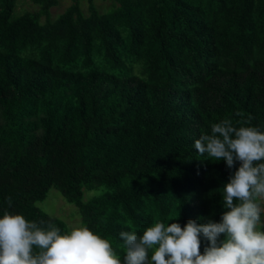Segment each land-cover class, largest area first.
Masks as SVG:
<instances>
[{
	"label": "trees",
	"instance_id": "1",
	"mask_svg": "<svg viewBox=\"0 0 264 264\" xmlns=\"http://www.w3.org/2000/svg\"><path fill=\"white\" fill-rule=\"evenodd\" d=\"M72 1L52 20L58 0H0V216L68 231L37 206L53 187L118 256L121 231L219 222L239 161L194 142L223 119L264 132V0Z\"/></svg>",
	"mask_w": 264,
	"mask_h": 264
},
{
	"label": "clouds",
	"instance_id": "2",
	"mask_svg": "<svg viewBox=\"0 0 264 264\" xmlns=\"http://www.w3.org/2000/svg\"><path fill=\"white\" fill-rule=\"evenodd\" d=\"M194 146L213 161L223 159L229 169L239 161L223 186L226 210L221 220L189 219L183 227L156 221L140 236L121 231L124 264H264V132L223 119ZM201 236L208 242L203 253ZM0 264H121V260L107 239L82 224L61 233L52 224L44 228L5 210L0 216Z\"/></svg>",
	"mask_w": 264,
	"mask_h": 264
},
{
	"label": "rangeland",
	"instance_id": "3",
	"mask_svg": "<svg viewBox=\"0 0 264 264\" xmlns=\"http://www.w3.org/2000/svg\"><path fill=\"white\" fill-rule=\"evenodd\" d=\"M114 0H94V4L97 9L104 13L112 9ZM73 4L72 0H58V3L50 8V18L54 20L59 14H61L69 5ZM87 0H79V6L84 14L87 12ZM37 8V5L33 3V0H15L14 15H19L26 11H32ZM44 18L41 19L43 21ZM101 187L84 189V200L89 197L97 195L101 191ZM37 206L46 213L59 217L64 220L68 229L72 226H78L81 224V216L78 208L68 203L62 194L55 188L51 187L47 193V196L42 201L37 202ZM121 260V264H124V256H118ZM151 258V251L149 250V260Z\"/></svg>",
	"mask_w": 264,
	"mask_h": 264
},
{
	"label": "crops",
	"instance_id": "4",
	"mask_svg": "<svg viewBox=\"0 0 264 264\" xmlns=\"http://www.w3.org/2000/svg\"><path fill=\"white\" fill-rule=\"evenodd\" d=\"M262 207H264V204H262ZM262 217V225H264V212L261 213ZM261 230H264V226H262Z\"/></svg>",
	"mask_w": 264,
	"mask_h": 264
}]
</instances>
